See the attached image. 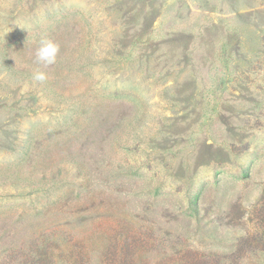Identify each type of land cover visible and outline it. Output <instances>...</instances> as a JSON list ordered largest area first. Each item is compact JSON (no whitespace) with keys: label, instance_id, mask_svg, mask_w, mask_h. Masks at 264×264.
Here are the masks:
<instances>
[{"label":"rangeland","instance_id":"374dc122","mask_svg":"<svg viewBox=\"0 0 264 264\" xmlns=\"http://www.w3.org/2000/svg\"><path fill=\"white\" fill-rule=\"evenodd\" d=\"M0 264H264V0H0Z\"/></svg>","mask_w":264,"mask_h":264},{"label":"clouds","instance_id":"9594fccd","mask_svg":"<svg viewBox=\"0 0 264 264\" xmlns=\"http://www.w3.org/2000/svg\"><path fill=\"white\" fill-rule=\"evenodd\" d=\"M59 52V45L50 39L41 41L40 47L36 50V58L45 65L54 64ZM47 78L46 73L38 71L34 74L33 80L43 82Z\"/></svg>","mask_w":264,"mask_h":264},{"label":"trees","instance_id":"16d2710c","mask_svg":"<svg viewBox=\"0 0 264 264\" xmlns=\"http://www.w3.org/2000/svg\"><path fill=\"white\" fill-rule=\"evenodd\" d=\"M197 204H198V202H197V199H195L194 201H193V208L195 209V210H197Z\"/></svg>","mask_w":264,"mask_h":264}]
</instances>
